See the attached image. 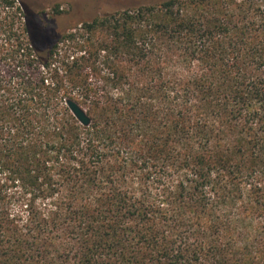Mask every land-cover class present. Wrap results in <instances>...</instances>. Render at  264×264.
<instances>
[{
  "label": "trees",
  "instance_id": "16d2710c",
  "mask_svg": "<svg viewBox=\"0 0 264 264\" xmlns=\"http://www.w3.org/2000/svg\"><path fill=\"white\" fill-rule=\"evenodd\" d=\"M55 21L0 0V264H264V0Z\"/></svg>",
  "mask_w": 264,
  "mask_h": 264
},
{
  "label": "rangeland",
  "instance_id": "374dc122",
  "mask_svg": "<svg viewBox=\"0 0 264 264\" xmlns=\"http://www.w3.org/2000/svg\"><path fill=\"white\" fill-rule=\"evenodd\" d=\"M160 0H22L30 15L39 14L46 19L54 18L55 24L42 23L46 31L59 33L81 21L92 19L104 13L134 7L142 4L155 3ZM45 22V21H44ZM41 23V21H40ZM32 28L37 36L39 46L44 49L50 40L47 32L39 24ZM51 32L50 38H54Z\"/></svg>",
  "mask_w": 264,
  "mask_h": 264
},
{
  "label": "water",
  "instance_id": "95a60500",
  "mask_svg": "<svg viewBox=\"0 0 264 264\" xmlns=\"http://www.w3.org/2000/svg\"><path fill=\"white\" fill-rule=\"evenodd\" d=\"M67 103L73 114L79 119L82 124L88 125L90 123L91 119L89 115L78 102L70 99Z\"/></svg>",
  "mask_w": 264,
  "mask_h": 264
}]
</instances>
